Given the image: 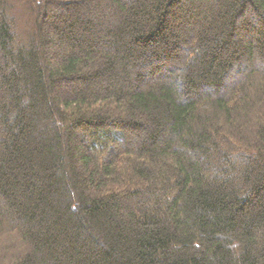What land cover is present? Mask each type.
<instances>
[{"label": "trees", "instance_id": "1", "mask_svg": "<svg viewBox=\"0 0 264 264\" xmlns=\"http://www.w3.org/2000/svg\"><path fill=\"white\" fill-rule=\"evenodd\" d=\"M21 1L0 264H264V0Z\"/></svg>", "mask_w": 264, "mask_h": 264}, {"label": "rangeland", "instance_id": "2", "mask_svg": "<svg viewBox=\"0 0 264 264\" xmlns=\"http://www.w3.org/2000/svg\"><path fill=\"white\" fill-rule=\"evenodd\" d=\"M23 2L24 1H21V0H18V4H17V10H18V21H19V25H23L22 23H25V22H27L28 21V18L26 17V13L25 12H23V10L22 9H25V7H23L24 6V4H25V2H24V4H23ZM214 3V2H213ZM212 3V4H213ZM19 10H21V12L19 11ZM49 13H50V10L48 9L47 10ZM54 13V12H53ZM59 13H60V11H59ZM91 13L92 14H94V16H96V18H100V17H102V15H101V13H100V11H98L97 12V10L95 9L94 11H91ZM51 17L50 16H47L46 18H45V20H44V24H45V31L46 32H48V30L50 29V27H49V25H51V19H50ZM57 54H58V50L57 49H53ZM58 51V52H57ZM71 85V84H70ZM59 92H60V89H58L57 91H56V93L57 94H59ZM144 125H146L147 123H146V121H144V119H143V122H142ZM129 140H130V144L133 146V145H137L138 143V137L135 139V138H133L132 139V137H130L129 138Z\"/></svg>", "mask_w": 264, "mask_h": 264}]
</instances>
